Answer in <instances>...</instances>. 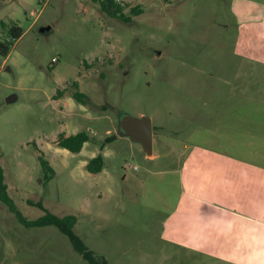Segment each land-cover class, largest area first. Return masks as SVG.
I'll use <instances>...</instances> for the list:
<instances>
[{"label": "rangeland", "instance_id": "obj_1", "mask_svg": "<svg viewBox=\"0 0 264 264\" xmlns=\"http://www.w3.org/2000/svg\"><path fill=\"white\" fill-rule=\"evenodd\" d=\"M116 2L129 23L92 0H0V24L22 30L8 56H0L7 194L28 221L45 214L29 202L58 218L73 216V233L106 264H224L161 239L178 193L174 149L197 142L199 130L229 140L237 128L257 134L253 123L264 124V66H242L224 0ZM0 43H11L1 25ZM73 83L86 104L71 98ZM12 95L15 101L6 103ZM122 116L151 120L155 158L117 133ZM81 131L91 140L80 153L56 146L58 134ZM250 142H242L244 152L264 154V139ZM98 154L103 169L91 174L85 165ZM39 156L55 173L45 185ZM0 264L88 262L54 226L26 228L0 203Z\"/></svg>", "mask_w": 264, "mask_h": 264}, {"label": "crops", "instance_id": "obj_2", "mask_svg": "<svg viewBox=\"0 0 264 264\" xmlns=\"http://www.w3.org/2000/svg\"><path fill=\"white\" fill-rule=\"evenodd\" d=\"M224 1L242 66H264V0ZM253 124L257 134L244 126L229 140L226 133L219 137L199 130L194 134L199 142H181L180 153L174 149L178 193L162 224L164 242L224 264H264V154L241 148L242 142L252 146L250 141L264 139V124ZM152 135L154 140L153 126ZM147 157L155 158L153 153Z\"/></svg>", "mask_w": 264, "mask_h": 264}, {"label": "trees", "instance_id": "obj_3", "mask_svg": "<svg viewBox=\"0 0 264 264\" xmlns=\"http://www.w3.org/2000/svg\"><path fill=\"white\" fill-rule=\"evenodd\" d=\"M96 3L101 12L106 14L107 16L118 19L123 23H129L131 19L126 16L123 11V7L121 4H117L116 0H92ZM134 16L140 14L139 10H131ZM2 30L5 31V35L7 39L10 40V44L5 45L0 43V56L7 57L10 52V47L13 42L17 41L22 36V30L16 26L15 24H11L7 27L6 24L1 23ZM73 88L75 89L71 93V98L80 104H86L85 99L87 97L77 91L78 85L77 83H73ZM61 91L57 92V95H61ZM91 138L89 135L84 132H78L73 135L66 136L63 133L58 134L56 139V146L60 149L66 150L71 154H78L81 152L83 146L90 142ZM109 142V140H106ZM100 151L104 148V144H100L99 146ZM39 164L41 170L43 171V183L44 185L54 177L55 173L53 169L49 166L48 162L45 161L41 156H39ZM103 169V156L102 154H98L95 157L91 158L85 165V170L91 174L100 173ZM0 203H2L10 213H12L16 220L26 228H36V227H47V226H54L61 234L67 237L68 241L70 242L72 248L76 253H78L82 259H84L88 264H106L103 260L99 261L93 255L91 251H89L83 242L73 233L72 229L75 225V218L73 216H66L63 218H58L49 212L45 211L44 207L41 203H31L32 206L42 210L45 214L32 221L26 220L22 214L18 211L16 205L11 200V198L7 194V186L4 183V176L3 170L0 167Z\"/></svg>", "mask_w": 264, "mask_h": 264}, {"label": "water", "instance_id": "obj_4", "mask_svg": "<svg viewBox=\"0 0 264 264\" xmlns=\"http://www.w3.org/2000/svg\"><path fill=\"white\" fill-rule=\"evenodd\" d=\"M48 31V28L40 30L41 33ZM14 95L6 99V103L14 102ZM117 133L121 136H128L132 142L139 143L144 153L149 156L152 153V124L148 117L132 118L122 116L118 120Z\"/></svg>", "mask_w": 264, "mask_h": 264}]
</instances>
